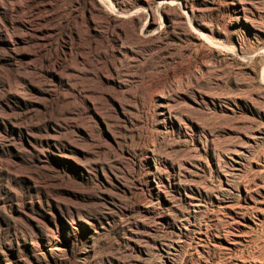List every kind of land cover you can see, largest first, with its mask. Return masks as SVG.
<instances>
[{"label":"rangeland","instance_id":"374dc122","mask_svg":"<svg viewBox=\"0 0 264 264\" xmlns=\"http://www.w3.org/2000/svg\"><path fill=\"white\" fill-rule=\"evenodd\" d=\"M0 264H264V0H0Z\"/></svg>","mask_w":264,"mask_h":264}]
</instances>
